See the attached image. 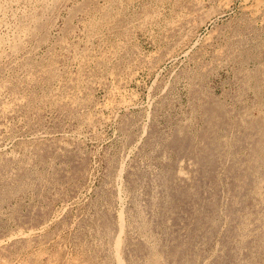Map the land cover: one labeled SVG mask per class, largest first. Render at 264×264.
Segmentation results:
<instances>
[{
  "label": "rangeland",
  "instance_id": "rangeland-1",
  "mask_svg": "<svg viewBox=\"0 0 264 264\" xmlns=\"http://www.w3.org/2000/svg\"><path fill=\"white\" fill-rule=\"evenodd\" d=\"M118 262L264 264V0H0V264Z\"/></svg>",
  "mask_w": 264,
  "mask_h": 264
},
{
  "label": "bare ground",
  "instance_id": "bare-ground-1",
  "mask_svg": "<svg viewBox=\"0 0 264 264\" xmlns=\"http://www.w3.org/2000/svg\"><path fill=\"white\" fill-rule=\"evenodd\" d=\"M117 242V241H116ZM122 261V260H121ZM119 263V262H118ZM120 264V263H119Z\"/></svg>",
  "mask_w": 264,
  "mask_h": 264
}]
</instances>
